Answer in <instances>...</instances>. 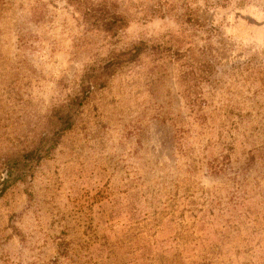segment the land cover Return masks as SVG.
<instances>
[{
    "label": "rangeland",
    "instance_id": "obj_1",
    "mask_svg": "<svg viewBox=\"0 0 264 264\" xmlns=\"http://www.w3.org/2000/svg\"><path fill=\"white\" fill-rule=\"evenodd\" d=\"M89 1L113 37L0 0V180L88 66L145 45L6 182L0 264H264V0Z\"/></svg>",
    "mask_w": 264,
    "mask_h": 264
},
{
    "label": "trees",
    "instance_id": "obj_2",
    "mask_svg": "<svg viewBox=\"0 0 264 264\" xmlns=\"http://www.w3.org/2000/svg\"><path fill=\"white\" fill-rule=\"evenodd\" d=\"M66 2L81 15L84 22L92 27L100 28L112 37L123 25L120 17L105 10L104 3L93 4L89 0H66ZM143 48H145L143 41L134 42L130 48L118 52L112 51L101 63L88 66L78 80L77 90L57 106L51 108L47 118V129L45 128L38 137L37 144H33L32 148L28 150L17 152L10 159H5L2 162L5 166V177L0 180V195L9 179L24 180L27 166L31 162L39 160L40 157L47 156L55 141L54 138L56 139L60 133L72 128L76 119H79L80 109L84 104H88L92 87L102 85V77L114 73L123 63L125 65L134 61ZM124 54H127V58L121 60V56ZM205 65L207 64L205 63ZM46 141L50 143L45 144Z\"/></svg>",
    "mask_w": 264,
    "mask_h": 264
}]
</instances>
